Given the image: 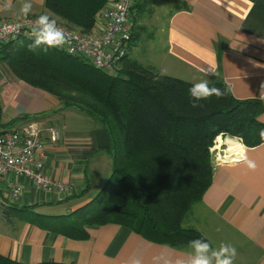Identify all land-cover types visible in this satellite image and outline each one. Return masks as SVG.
<instances>
[{"label": "crops", "instance_id": "0c3cea01", "mask_svg": "<svg viewBox=\"0 0 264 264\" xmlns=\"http://www.w3.org/2000/svg\"><path fill=\"white\" fill-rule=\"evenodd\" d=\"M10 2L5 8L8 0H0V21L24 16V0ZM30 2L27 16L50 14L44 0ZM134 5L131 26L137 34L127 47L130 59L194 83L221 80L235 98L264 102V0H136ZM1 57L0 51V128L35 114L57 127L59 139L45 142L44 172L63 188L45 190L13 174L2 179L0 254L22 263L131 264L133 258L142 264L186 262L192 253L189 243L149 241L127 223L89 225L88 238L73 239L18 216L17 209L24 207L56 215L85 204L112 171L111 145L98 118L65 107L56 96L17 78ZM258 118L264 123V112ZM245 154L255 161V170L243 161L220 163L182 224L200 231L213 249L235 247L234 264H264V140L247 146ZM13 185L21 191L10 199L7 188ZM6 205L16 211L11 220L2 213ZM53 208L63 213H51ZM12 221L10 229L6 222Z\"/></svg>", "mask_w": 264, "mask_h": 264}, {"label": "trees", "instance_id": "16d2710c", "mask_svg": "<svg viewBox=\"0 0 264 264\" xmlns=\"http://www.w3.org/2000/svg\"><path fill=\"white\" fill-rule=\"evenodd\" d=\"M105 1L44 0V6L69 27L89 31ZM135 36L132 28L128 44ZM32 43L25 36L8 40L0 47L1 59L17 78L102 122L110 140L112 171L88 202L69 213L44 215L32 206L17 209L18 216L73 239L88 238L86 226L117 221L157 243L208 241L182 221L212 182L210 148L218 134L237 136L246 146L264 140L259 135L264 123L258 118L264 102L235 98L221 80L208 83L223 96L194 100L189 95L194 82L159 74L130 59L127 51L118 73L110 74L63 49L31 51ZM8 206L3 215L15 216ZM0 264L74 263H22L0 254Z\"/></svg>", "mask_w": 264, "mask_h": 264}, {"label": "built area", "instance_id": "2783aa9c", "mask_svg": "<svg viewBox=\"0 0 264 264\" xmlns=\"http://www.w3.org/2000/svg\"><path fill=\"white\" fill-rule=\"evenodd\" d=\"M135 2L136 0H109L96 13L93 27L89 31L71 28L57 22L58 27L70 34V40L68 44L56 48L63 49L69 55L80 57L96 68L107 70L116 63L118 65L127 51L132 36L131 13ZM37 17L29 15L1 20L0 47L5 41L18 36L33 38L31 28ZM59 137V129L46 125L41 118L20 119L0 128V183L5 176L13 174L28 177L35 186L45 190L63 188L61 182L53 181L44 172L45 142L56 141ZM219 137L222 138V134H219ZM229 137L240 143L239 137ZM223 145L225 144L218 140H214L212 145L223 156L221 159L217 157L220 163L234 161L235 156L244 153L242 148L236 153L237 155L229 153L227 148H225L227 150L222 148ZM227 147H229L228 143ZM20 191L19 185L7 188L10 199L17 197Z\"/></svg>", "mask_w": 264, "mask_h": 264}, {"label": "clouds", "instance_id": "9594fccd", "mask_svg": "<svg viewBox=\"0 0 264 264\" xmlns=\"http://www.w3.org/2000/svg\"><path fill=\"white\" fill-rule=\"evenodd\" d=\"M4 7H11L10 0ZM31 10L32 4L30 0H24L20 12L27 16ZM31 34L34 38L33 43L29 45L31 51L40 49L47 52L49 48L62 47L68 44L70 40V34L58 27L56 20L47 14H41L36 18L31 28ZM224 94L221 89L210 86L207 80H201L193 84L189 89V95L194 100H207L211 97H221ZM259 135L264 138V129L260 130ZM239 161H243L250 170H255L256 168L255 161L249 159L244 153L239 154ZM189 246L192 249L190 258L186 262L180 261L178 264H234V258L237 255L236 248L231 245L221 244L218 248L213 249L211 242L204 239H193L189 242ZM131 264H142V262L138 258H133Z\"/></svg>", "mask_w": 264, "mask_h": 264}, {"label": "rangeland", "instance_id": "374dc122", "mask_svg": "<svg viewBox=\"0 0 264 264\" xmlns=\"http://www.w3.org/2000/svg\"><path fill=\"white\" fill-rule=\"evenodd\" d=\"M109 2V0H106L105 2H104V4L97 10V12L98 11H100L107 3ZM51 18H53V19H55L56 20V22H58V23H60V24H63V25H66V26H68V23L66 22V21H64L63 19H61V18H59L58 16H56V15H54V14H48ZM38 16V15H37ZM20 18V17H19ZM10 19H12V18H10ZM69 27V26H68ZM72 28V27H71ZM90 30V29H89ZM136 32V34H137V31H135ZM30 39H33V38H30ZM6 43V41L4 42V43H2V45H4ZM1 45V46H2ZM139 47H144V43L143 44H140L139 45ZM120 65H117V63L114 65V66H111L110 68H108L107 69V72H109L110 74L112 73V74H117L118 73V71L120 70ZM226 138H230L228 135H222V138H220L219 137V134L215 137V139L214 140H218V141H220V142H223L225 145H223L222 146V148H224V150H227L228 149V147H227V141H226ZM252 138V137H251ZM240 143H241V148L244 150V154H245V149H246V145L242 142V140H241V138H240ZM225 148H227V149H225ZM219 151V150H218ZM217 150H216V148H215V146H211V148H210V152H211V163L213 164L212 166H214V168L215 167H217V166H219L220 165V162H218V159H217V157L219 156L220 157V159L221 158H223V156L218 152ZM239 156V155H238ZM238 156H235V158H234V161L236 160V161H238ZM232 157V156H231ZM89 201V200H88ZM87 201V202H88ZM194 204V203H193ZM192 204V205H193ZM192 205H191V207H192ZM190 207V208H191ZM189 210L190 209H188V211H187V213L189 212ZM36 212H38V213H41V214H44V215H52V214H47L46 212H39L38 210H35ZM52 211L53 212H51V213H63V212H61V210H60V208H53L52 209ZM186 213V214H187ZM56 215H60V214H56ZM4 218L7 220H11L12 218H14V214H12V213H8V216H5V214H4ZM7 223V225H8V227L10 228V226L14 223V221H12L11 223H9V222H6ZM183 225V224H182ZM87 227V226H86ZM11 229V228H10Z\"/></svg>", "mask_w": 264, "mask_h": 264}, {"label": "bare ground", "instance_id": "6f19581e", "mask_svg": "<svg viewBox=\"0 0 264 264\" xmlns=\"http://www.w3.org/2000/svg\"><path fill=\"white\" fill-rule=\"evenodd\" d=\"M226 141H233L231 145L228 144V151L229 153H238L240 152L241 144L237 141H234L233 139L227 138ZM237 151V152H235ZM237 155V154H236Z\"/></svg>", "mask_w": 264, "mask_h": 264}, {"label": "water", "instance_id": "95a60500", "mask_svg": "<svg viewBox=\"0 0 264 264\" xmlns=\"http://www.w3.org/2000/svg\"><path fill=\"white\" fill-rule=\"evenodd\" d=\"M236 161V160H235Z\"/></svg>", "mask_w": 264, "mask_h": 264}]
</instances>
